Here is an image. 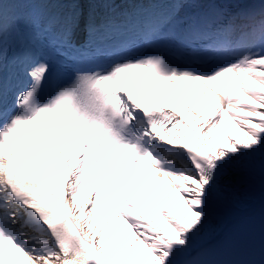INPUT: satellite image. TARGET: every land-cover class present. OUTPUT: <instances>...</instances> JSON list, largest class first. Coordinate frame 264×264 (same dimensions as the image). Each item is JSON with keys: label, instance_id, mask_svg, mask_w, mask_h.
<instances>
[{"label": "snow or ice", "instance_id": "snow-or-ice-1", "mask_svg": "<svg viewBox=\"0 0 264 264\" xmlns=\"http://www.w3.org/2000/svg\"><path fill=\"white\" fill-rule=\"evenodd\" d=\"M0 264H264V0H0Z\"/></svg>", "mask_w": 264, "mask_h": 264}, {"label": "bare ground", "instance_id": "bare-ground-1", "mask_svg": "<svg viewBox=\"0 0 264 264\" xmlns=\"http://www.w3.org/2000/svg\"><path fill=\"white\" fill-rule=\"evenodd\" d=\"M222 211H223V214L226 216V218L230 221V223H241L240 225L248 224V223H244L245 219L247 218L261 217V211H258L257 209H255L254 211H249V212H241V211L236 210L234 206H232Z\"/></svg>", "mask_w": 264, "mask_h": 264}]
</instances>
